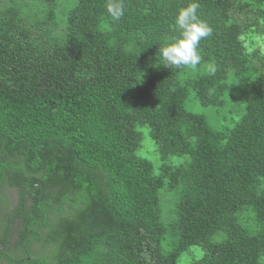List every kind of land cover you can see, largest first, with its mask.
Instances as JSON below:
<instances>
[{
    "label": "trees",
    "instance_id": "1",
    "mask_svg": "<svg viewBox=\"0 0 264 264\" xmlns=\"http://www.w3.org/2000/svg\"><path fill=\"white\" fill-rule=\"evenodd\" d=\"M190 2L124 0L116 21L108 0H76L58 34L51 15L25 24L0 11V264H176L191 247L197 264H264V231L239 221L251 210L264 225V49L241 43L248 32L264 37V0H198L212 34L197 67L216 71L181 82L189 68H167L159 53ZM246 61L258 77L226 137L184 110L187 89L214 106ZM137 125L184 158L185 186L170 204L136 154Z\"/></svg>",
    "mask_w": 264,
    "mask_h": 264
},
{
    "label": "rangeland",
    "instance_id": "2",
    "mask_svg": "<svg viewBox=\"0 0 264 264\" xmlns=\"http://www.w3.org/2000/svg\"><path fill=\"white\" fill-rule=\"evenodd\" d=\"M249 1L251 4H254V0ZM75 2L76 0H0V11H15L17 17L25 24L45 22L48 20V15H51V20L49 21L50 27L54 34H58L65 25L64 20L68 10ZM103 26L106 27L105 24ZM262 35L264 36V32ZM241 43L247 53L255 52L257 49H264V37H260L259 34L257 36L254 32H248L243 36ZM256 54V61L264 64V54ZM244 66L245 71L241 77L229 71L227 75L228 79L223 82L225 87L221 95L215 96V99H213L216 104L207 109H203L200 106L194 91L187 89L183 102L184 110L195 114H202L212 129L226 137L229 130L240 119L245 112L246 106L251 101L252 82L258 77L250 62H247ZM207 73H209V66L203 64L195 69L189 68L179 79L181 82H184L188 77L200 76ZM136 131L140 136V143L136 154L152 163L153 173L159 176V180L161 181V188L158 192L159 201L161 204L165 203V201L170 204L176 194L185 186L182 177L179 175L180 170L185 167L184 158L164 154L165 152L162 153L158 144L150 138L149 127L147 125H137ZM163 166H166L168 170L163 172ZM164 207L169 208V205L166 203ZM169 220V213L163 212L160 222L165 223ZM239 221L250 234H261L264 231V225H260L255 220L251 210H246V212L239 214ZM218 239L220 237L214 238V240ZM162 246L164 251H172L165 239L162 241ZM201 257V250L197 247H191L177 257L176 264H197V261ZM261 261L264 263V257H261Z\"/></svg>",
    "mask_w": 264,
    "mask_h": 264
},
{
    "label": "clouds",
    "instance_id": "3",
    "mask_svg": "<svg viewBox=\"0 0 264 264\" xmlns=\"http://www.w3.org/2000/svg\"><path fill=\"white\" fill-rule=\"evenodd\" d=\"M107 12L113 20H120L125 14L124 0H108ZM200 4L198 0H191L187 6L180 8L174 17V27L178 35H174L160 48V57L164 66L180 68L182 66L195 69L201 64L199 44L212 34V28L198 15ZM216 67L209 65L210 74H214Z\"/></svg>",
    "mask_w": 264,
    "mask_h": 264
}]
</instances>
